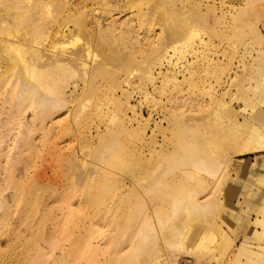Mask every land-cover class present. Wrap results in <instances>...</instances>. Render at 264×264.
<instances>
[{
	"label": "rangeland",
	"instance_id": "1",
	"mask_svg": "<svg viewBox=\"0 0 264 264\" xmlns=\"http://www.w3.org/2000/svg\"><path fill=\"white\" fill-rule=\"evenodd\" d=\"M257 36L264 0H0V264H231Z\"/></svg>",
	"mask_w": 264,
	"mask_h": 264
},
{
	"label": "bare ground",
	"instance_id": "2",
	"mask_svg": "<svg viewBox=\"0 0 264 264\" xmlns=\"http://www.w3.org/2000/svg\"><path fill=\"white\" fill-rule=\"evenodd\" d=\"M259 37L258 36L256 37L257 39H259L258 41L264 42V40L262 39L263 37L262 38H259ZM9 49H11V48H9ZM260 53L263 54L264 50H261ZM258 58H261V57H258ZM56 61H50V64H53ZM262 61H264V57L262 58ZM239 73H241V72H239ZM240 76H241V74L236 75L235 77L232 78L231 81H234L235 79L237 80V78H240ZM249 76L253 77L252 79H249L250 83H251V81H252V83L264 81V77H261L259 75L256 76V75L250 74ZM77 86H75L73 88L74 91H75ZM256 86L257 85H255L254 88ZM248 87H252V85L250 84V85H248ZM41 96H43V95H41ZM259 96L263 98V95H259ZM244 101H245L246 106L251 108V111L248 113L247 119L249 121H251L252 124L247 125L246 123H244L242 125V129L244 128V132H242V136H243L244 140L242 141L241 144H239L235 148V150H233V154H236L238 156H242L243 154H246V153L258 152V151L264 150V108H263L264 107V100L261 102H256L253 99H250V100L244 99ZM220 105L225 107L227 104L225 102H220ZM260 105H263V106L260 107ZM243 110L247 111L246 108H243ZM258 155H256V156H258ZM245 161H246L245 157H238L237 166H240L238 168V170H240V169H242V167L244 168L246 166ZM166 164L172 165V163H170V162L166 163ZM201 164L203 165V167H202L203 170L206 173L207 172L210 173V171L213 167L207 166L206 163L203 162V160H201ZM247 175H253L254 176L253 180L248 181ZM228 185H230V182H228ZM181 190H183V189H181ZM230 197L235 198L234 203L231 202V200L229 199ZM172 198H174L175 202H177V203L180 202V200H178L177 196H173ZM253 201H256V204H254ZM196 202H197L196 205L195 206L193 205L191 207L192 210H198V211L203 210L204 204L200 203L199 200H197ZM221 204L223 205L225 215L231 214V216H235L233 221H230L227 219H224V221H223V224L226 225L229 230L238 229V227L241 225L242 221L246 219L245 215L247 212L258 213V214L264 213V179H263L262 175L260 174V171L258 170V168L254 167V168L250 169L249 172H248V169H246L244 171V173H240L238 175V179L236 180V185L234 187L231 185H230V187H228V192L226 193V198L223 200V203H221ZM148 207H150V206L148 205L144 209L147 210ZM142 208L143 207L141 205H139L136 209L138 211H141ZM149 209H151L152 214L146 215V219H149V218L152 219L153 215H156L158 213V210L156 208L150 207ZM146 219H144L143 221H145ZM137 226L139 227V229H141L143 227L148 228V223H146V222L139 223L138 222ZM241 226H243V225H241ZM139 229H138V231H134V234L126 241V243L130 245V247L132 248L131 250H133V251H136L137 249H139V247L136 246V244H137L136 236L137 237L141 236L144 238L143 231H140ZM220 231H223V229H220ZM245 249L246 248L241 245V247L238 248L237 255L239 253L240 255H244L247 258H252V254L248 251H244ZM244 252H248V253H244ZM120 258H122V257H120ZM124 259H125V257H124ZM52 264H58V262L55 260Z\"/></svg>",
	"mask_w": 264,
	"mask_h": 264
},
{
	"label": "crops",
	"instance_id": "3",
	"mask_svg": "<svg viewBox=\"0 0 264 264\" xmlns=\"http://www.w3.org/2000/svg\"><path fill=\"white\" fill-rule=\"evenodd\" d=\"M259 57L263 58L264 53ZM237 166V162L234 164V168L236 171H239ZM228 182H231L228 179ZM234 233L235 238L241 236L242 239L238 240L239 242L235 244L236 251L235 255L230 258L231 264H264V246L261 244L264 242V228H248L246 225L239 226L238 229L231 230ZM244 246L246 249L244 251H248L252 254V258H247L244 255H240L237 251L238 248ZM244 252V253H248ZM245 260V261H243ZM263 262V263H262Z\"/></svg>",
	"mask_w": 264,
	"mask_h": 264
}]
</instances>
